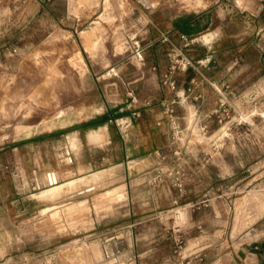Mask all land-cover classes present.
Returning a JSON list of instances; mask_svg holds the SVG:
<instances>
[{
  "label": "rangeland",
  "instance_id": "rangeland-1",
  "mask_svg": "<svg viewBox=\"0 0 264 264\" xmlns=\"http://www.w3.org/2000/svg\"><path fill=\"white\" fill-rule=\"evenodd\" d=\"M256 2L0 0V264H234L232 251L264 241V49L251 44L264 11L251 16L260 12ZM203 11L225 32L221 68L209 71L223 78L214 85L219 92L205 85L206 109L218 103L221 110L206 111L203 123L192 112L184 125L179 85L183 73L199 68L198 51L187 53L165 33L171 18ZM234 57L249 63L251 81L229 83ZM183 58L194 67L185 70ZM173 67L174 91L164 84ZM173 99L179 133L162 138L152 175L129 190L119 178L50 201L61 187L35 183L28 192L24 169L5 162L23 138L68 130L75 120H108L120 143L123 110ZM24 152L34 157L37 150Z\"/></svg>",
  "mask_w": 264,
  "mask_h": 264
},
{
  "label": "crops",
  "instance_id": "crops-1",
  "mask_svg": "<svg viewBox=\"0 0 264 264\" xmlns=\"http://www.w3.org/2000/svg\"><path fill=\"white\" fill-rule=\"evenodd\" d=\"M263 1L257 0L255 3V7L260 12L257 15L251 13V16L256 19L263 14ZM183 18L188 19L191 24V30L185 34L177 29V24ZM207 31L208 40L205 42L202 36ZM251 31L253 35L251 44L263 50L264 27H255ZM165 35L170 38L178 37L187 53L194 50V47L198 51L195 62L199 68L196 72L182 74L183 82L179 85L178 94L183 96L180 104V118L184 125L188 124L192 112L196 113L195 121L203 123L206 111L214 113L221 110L218 103L216 110L206 109L205 101L208 95L205 85L209 83L219 92L214 85L220 86L223 78L220 74L209 71L211 68H221L217 54L220 51V43L225 39L224 28L216 24L215 17H211L210 12L203 11L195 15H179L171 18L170 27ZM242 41L243 39L239 40V42ZM199 49H202V52H199ZM259 61L264 65V52ZM241 64L245 66L244 73L236 71V66ZM227 66L229 83L237 78L244 79V82L251 81V77L246 72L250 65L243 58L234 57L227 63ZM229 87L231 88L230 93L236 96V87L233 85ZM214 94L219 97V94ZM244 96H247V91ZM91 119L75 120L67 126L69 129L65 131H63L66 129L64 127L54 128L27 136L21 140L25 142L21 143L20 148L15 147L11 149L12 152L4 153L5 162L14 161L20 164L22 170L24 169L23 185L28 192H32L31 188L34 190L35 183L48 186V189L59 186L62 188L60 195L55 200H49L65 202L94 190H102L110 180L120 178L119 183L129 190L136 180H144L152 175L151 170L159 159L158 150L163 147L162 138H166L170 131L160 105L155 104L148 107L135 105L123 110V114L118 119V123L122 125L118 132L120 143L113 141L112 126L108 120ZM25 143H27L26 146ZM35 143L37 146L34 145ZM25 148L27 151L30 148L31 150L36 149L35 156L25 154ZM42 148L48 149L47 154L52 162L44 161ZM29 161L34 164L30 166ZM30 169L33 170V176L28 174ZM117 171L120 177L112 176ZM121 189L125 191V187ZM232 259L234 264H264V241L239 247L232 251Z\"/></svg>",
  "mask_w": 264,
  "mask_h": 264
},
{
  "label": "built area",
  "instance_id": "built-area-1",
  "mask_svg": "<svg viewBox=\"0 0 264 264\" xmlns=\"http://www.w3.org/2000/svg\"><path fill=\"white\" fill-rule=\"evenodd\" d=\"M184 62V69L188 70L190 67H194L193 63L191 60L188 58H183ZM175 67L172 68V71L167 74L164 78V84L169 87L170 90H176V81L173 78ZM179 99L180 97L177 96ZM180 101V100H179ZM177 99H173L171 101H163L162 108L164 110V114L167 120V124L169 126L170 131L174 132L175 135H177L178 129H179V123H178V117H177V112H176V105Z\"/></svg>",
  "mask_w": 264,
  "mask_h": 264
},
{
  "label": "trees",
  "instance_id": "trees-1",
  "mask_svg": "<svg viewBox=\"0 0 264 264\" xmlns=\"http://www.w3.org/2000/svg\"><path fill=\"white\" fill-rule=\"evenodd\" d=\"M177 29L182 33H187L191 30V24L188 19L183 18L179 24H177Z\"/></svg>",
  "mask_w": 264,
  "mask_h": 264
},
{
  "label": "bare ground",
  "instance_id": "bare-ground-1",
  "mask_svg": "<svg viewBox=\"0 0 264 264\" xmlns=\"http://www.w3.org/2000/svg\"><path fill=\"white\" fill-rule=\"evenodd\" d=\"M114 194V193H113ZM120 194V193H119ZM112 196V195H111ZM121 197V196H120ZM110 198V197H109Z\"/></svg>",
  "mask_w": 264,
  "mask_h": 264
}]
</instances>
